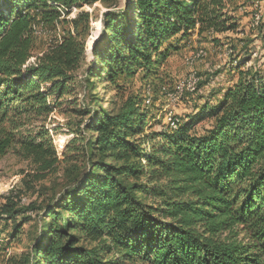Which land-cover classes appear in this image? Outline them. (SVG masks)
I'll use <instances>...</instances> for the list:
<instances>
[{"label":"trees","instance_id":"obj_1","mask_svg":"<svg viewBox=\"0 0 264 264\" xmlns=\"http://www.w3.org/2000/svg\"><path fill=\"white\" fill-rule=\"evenodd\" d=\"M82 1L105 7L90 60L91 12L67 17ZM225 5L0 0V158L11 150L26 160L20 181L43 194L22 206L20 190L0 194L13 232L19 213L37 217L13 264H264L263 60L242 58L216 102L205 97L158 126L138 92L124 94L123 80L156 73L173 37L236 30ZM43 29L50 35L38 48ZM97 84L113 91L111 105ZM54 111L71 134L61 155L46 127ZM204 117L211 123L198 131Z\"/></svg>","mask_w":264,"mask_h":264},{"label":"rangeland","instance_id":"obj_2","mask_svg":"<svg viewBox=\"0 0 264 264\" xmlns=\"http://www.w3.org/2000/svg\"><path fill=\"white\" fill-rule=\"evenodd\" d=\"M225 2L224 10L228 16L235 19L236 30L228 28L210 34L206 32L193 33L186 38L173 37L172 44L175 47L169 50V54L159 64L156 73L148 79L147 83L141 81L137 73L123 80L124 94L138 92L142 97L143 105L148 109L150 122H152L151 124L148 122V124L158 126L156 122L168 114L185 117L195 111L205 97L210 103L216 102L219 94L217 95L215 92L235 79V66L242 58H250L245 61V64L263 60L264 66V0L262 2L261 0L250 1L251 6L245 5L243 0H232L231 2L225 0ZM70 8L67 17L73 16L79 9L91 12L90 33L86 40L87 59L90 60L92 58L91 47L99 33L100 16L105 7L99 1L92 4L82 1L80 8L74 5H71ZM61 9L63 15L65 9L63 7ZM255 11L261 18L256 25L251 18ZM61 27V24H58V28L61 29ZM49 33V30L43 29L41 34L35 37L38 48L46 44ZM191 72L198 77L199 81L196 89L193 92H188L185 91L187 89L185 79ZM180 88L184 91L183 94ZM95 90L104 96V105L112 104L107 101L109 98H114L111 97L112 90L105 91L100 84L95 86ZM169 91L172 92L175 99L170 98ZM64 121L65 117L56 111L52 112L46 120V127L59 155L71 136L66 131ZM210 123L211 119L204 117L195 124V128L201 131ZM25 167L26 160L11 150L0 158V194L14 195L17 190H20L22 201L24 200L20 203L21 206L43 196L41 191H36V186L24 189L20 177L21 170ZM48 180L49 178L45 181ZM24 214H29L31 218L20 221L23 214L19 213L16 216V221H19L20 225L15 232H13L14 220L0 215V264H13L14 259L27 251L35 238L37 218L35 211H28Z\"/></svg>","mask_w":264,"mask_h":264},{"label":"bare ground","instance_id":"obj_3","mask_svg":"<svg viewBox=\"0 0 264 264\" xmlns=\"http://www.w3.org/2000/svg\"><path fill=\"white\" fill-rule=\"evenodd\" d=\"M258 17H259V15L256 14V15H255V22H257ZM187 77H190V83H191V85H192V88H187V89H188V90H192V89L195 87V85H196V82H197L198 77L195 76L193 72L189 73V75H188ZM183 84H184V83H183ZM185 84H186V79H185ZM185 86H186V85H185ZM180 89H181V88H180ZM183 89H184V87H183ZM187 89H186V90H187ZM175 91H177V90H175ZM177 92H178V91H177ZM181 92H183L182 89H181Z\"/></svg>","mask_w":264,"mask_h":264},{"label":"built area","instance_id":"obj_4","mask_svg":"<svg viewBox=\"0 0 264 264\" xmlns=\"http://www.w3.org/2000/svg\"><path fill=\"white\" fill-rule=\"evenodd\" d=\"M252 18V17H251ZM189 70H191V69H189ZM186 88H192V85H191V83H190V77H186ZM195 89H192V92L194 91ZM169 96H170V98H173V99H175V96H173V94H172V92L171 91H169ZM168 115H171V114H168ZM167 115V116H168ZM167 116H165V117H167Z\"/></svg>","mask_w":264,"mask_h":264},{"label":"crops","instance_id":"obj_5","mask_svg":"<svg viewBox=\"0 0 264 264\" xmlns=\"http://www.w3.org/2000/svg\"><path fill=\"white\" fill-rule=\"evenodd\" d=\"M263 0H261V2H262Z\"/></svg>","mask_w":264,"mask_h":264}]
</instances>
